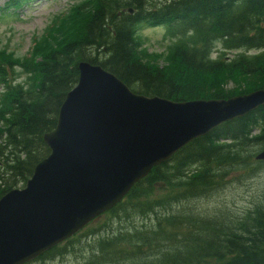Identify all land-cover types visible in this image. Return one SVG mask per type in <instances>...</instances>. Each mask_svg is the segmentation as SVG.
I'll return each mask as SVG.
<instances>
[{"label":"trees","instance_id":"obj_1","mask_svg":"<svg viewBox=\"0 0 264 264\" xmlns=\"http://www.w3.org/2000/svg\"><path fill=\"white\" fill-rule=\"evenodd\" d=\"M6 1L18 8L25 0ZM71 10L68 19L80 16L72 37L40 51L64 18L34 49L37 59L20 64L38 79L25 87L7 84L0 95V198L23 188L48 156L43 136L55 129L81 61L102 67L138 95L172 102L224 100L264 89V0H84ZM155 27L177 40L165 68L153 66L139 36ZM2 60L12 62L8 56ZM219 73L224 79L256 75L263 81L237 94L221 93L213 90L221 84L215 79ZM263 148L264 104L186 144L104 214L124 226L120 234L98 241L103 262L264 264V200L236 214L223 204L210 212L188 206L209 202L232 180L256 175L264 161L254 157ZM75 236L35 260L64 255Z\"/></svg>","mask_w":264,"mask_h":264},{"label":"water","instance_id":"obj_2","mask_svg":"<svg viewBox=\"0 0 264 264\" xmlns=\"http://www.w3.org/2000/svg\"><path fill=\"white\" fill-rule=\"evenodd\" d=\"M77 70L43 136L48 156L23 188L0 198V264H27L70 239L186 144L264 104V89L172 102L138 95L87 61ZM254 159L264 161V148Z\"/></svg>","mask_w":264,"mask_h":264},{"label":"rangeland","instance_id":"obj_3","mask_svg":"<svg viewBox=\"0 0 264 264\" xmlns=\"http://www.w3.org/2000/svg\"><path fill=\"white\" fill-rule=\"evenodd\" d=\"M83 1L25 0L18 8L7 6L6 0L0 1V76L3 77V79H0V95L6 91L7 84L25 87L27 83H32L38 79V76L32 77L25 73L20 64L28 61L31 64L34 59H37L38 53H34L36 46L44 39H50L60 21L66 19L71 14V9ZM150 1L162 3L166 0ZM130 13L132 14V10ZM79 17L77 14L73 15L71 19L67 18V21L64 20L57 34L48 43L43 44L40 51L58 47L72 37L76 25L80 23V19H77ZM139 36L146 55L152 58L153 66L167 67L169 61L166 57L167 52L177 40L165 37L164 30L161 27L142 29L139 31ZM214 48L216 50L220 46L214 45ZM235 54L229 53L228 55L234 56ZM3 56L11 57L12 62L3 61ZM215 79L219 80L221 84L216 85L213 88L214 91L221 93L233 92L235 94L247 88L257 87L263 81L262 77L256 75L234 76V78L224 79V73L217 74ZM262 200H264V166L250 179L232 180L221 193L209 202H198L196 204L191 202L188 206L193 210L210 212L213 210V206L223 204L236 214L250 207L252 203ZM139 221L140 219H137V222L141 223ZM107 223L108 227L104 228ZM126 225L128 226L124 231L129 230L130 223H126ZM123 226V223L110 222L109 217L103 214L75 236L76 241L64 255L45 261L34 260L27 264H107L102 260L105 258V254L98 251V241L104 237H114L120 234V229ZM109 228L111 231L108 230ZM162 250L168 251L165 247ZM150 260L153 259H147V261ZM136 262L141 264L142 260L126 264H137Z\"/></svg>","mask_w":264,"mask_h":264}]
</instances>
